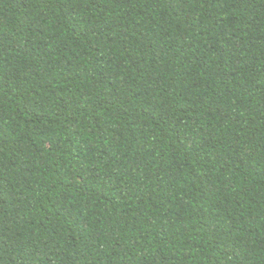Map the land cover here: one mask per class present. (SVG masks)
<instances>
[{
    "label": "trees",
    "instance_id": "trees-1",
    "mask_svg": "<svg viewBox=\"0 0 264 264\" xmlns=\"http://www.w3.org/2000/svg\"><path fill=\"white\" fill-rule=\"evenodd\" d=\"M0 264H264V0H0Z\"/></svg>",
    "mask_w": 264,
    "mask_h": 264
}]
</instances>
